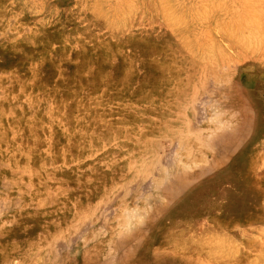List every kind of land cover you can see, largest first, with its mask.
<instances>
[{
  "label": "rangeland",
  "instance_id": "374dc122",
  "mask_svg": "<svg viewBox=\"0 0 264 264\" xmlns=\"http://www.w3.org/2000/svg\"><path fill=\"white\" fill-rule=\"evenodd\" d=\"M0 264H264V0H0Z\"/></svg>",
  "mask_w": 264,
  "mask_h": 264
}]
</instances>
